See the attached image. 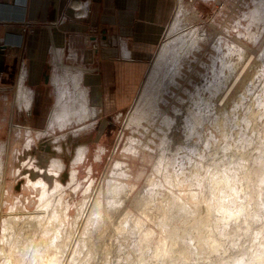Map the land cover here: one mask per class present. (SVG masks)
Masks as SVG:
<instances>
[{"label": "bare ground", "instance_id": "bare-ground-1", "mask_svg": "<svg viewBox=\"0 0 264 264\" xmlns=\"http://www.w3.org/2000/svg\"><path fill=\"white\" fill-rule=\"evenodd\" d=\"M72 4L78 3L74 1ZM195 11L190 2L178 0L177 9H175L174 18L168 32L170 36H173L166 42L161 43V48L155 57L154 65L151 67L140 89L139 96L135 100L131 112L127 115L125 125L141 126L147 129L146 126H143V122L146 121L149 126L154 127H152L154 130L152 134L154 136L157 135L159 139V141L153 139L141 140L139 137L133 136L130 138V141L141 144L149 150L158 149L160 151L159 158L153 168L154 173L158 176H153L148 187L142 190L143 193L141 191L142 194L136 197L133 204L149 220L154 221L163 233L159 239L165 245V251L168 255L165 260L167 264H172L175 258L176 260H180L190 255L194 256L193 259L196 261L194 264H215L216 256L222 255L224 251L228 252L229 250L237 252L234 256V264H264V236L261 235L262 229L260 231L257 230L259 233L257 231H255L257 233L253 232L254 235L246 232L231 236L229 234L230 231H228V226L231 224L228 222L229 219H232L230 222H235L241 216V219L244 220L249 207L254 204L256 205V203L258 204L255 197V199L252 198V200L248 199L250 201H247V198L244 199V197L248 196V194L245 196L242 194L243 191H245L244 193L247 191L249 193L250 190L257 188L251 183V179L257 177V174L253 177V173H249L250 171L247 168L252 160L255 159L254 161H256L258 157L251 160L249 156H238L236 151L238 148L250 151V146H254V152L259 150L261 154L259 148H264V145H261L264 144V96L260 97L257 107H250L245 113L246 120H248L247 126L252 128L254 132L252 136L243 135L240 138L238 136L235 140L222 145L223 151H216L218 139L212 137L210 132L208 142L210 145H214L212 147L214 148V152L209 156L195 153L194 155L192 152L187 154V149L189 148L186 142L190 137L196 135L197 126L200 123L202 125L205 121H210L212 125L216 124V127L219 130L221 129V132L225 136L228 135L226 124L232 119L230 113L225 117L212 119L209 114H200L199 112L202 111V108L199 107L207 103L209 105H206L207 108L212 105L213 98L216 97L217 93L219 94L223 80L227 83H231L232 80V83H235L236 76L234 69L237 64L238 55L241 53L236 44L222 37H218L216 42L208 41L206 32L199 26H193L191 18L187 15L192 12L193 18H197ZM245 23L246 26H249L246 31L244 30L246 36L255 39L256 33L252 31L251 26L258 27L259 24L264 23V0H252V6L249 7L246 13ZM186 26L189 29L183 31ZM222 39L224 40V46ZM201 44L210 45L215 52V54H209V62L195 61L196 52L201 48ZM166 55L169 56L165 57ZM163 57L167 61L166 65L168 63L165 69L166 72L161 70L160 61ZM194 62L201 64L204 68L203 71H197V79L199 78V81H195L186 75L184 76V65H187L188 70H192ZM22 67L23 65L20 66V71ZM73 71L70 72L66 68H61L53 73L52 82L55 86V102L53 107H51L45 128L36 129V134L32 136L31 128L22 127L19 124L16 125L13 139L16 141L22 129H24L27 136L23 145L24 150L32 151L31 145L35 142V139L45 136L49 133V129L64 130L68 125L76 124L78 126L72 130V134L76 135L92 125V122L89 120L94 111L88 104L86 91L79 85L81 73ZM165 76H167V80L164 79L166 78ZM181 78L183 80L187 79L188 84L191 86L183 88L186 99L182 95L178 96L171 89V86H168V84H172V87H175L180 84L179 80ZM230 85L232 86V84ZM206 89L210 90L208 96L204 94ZM171 93L172 97L175 96L176 98L178 96L177 99L181 103L180 106L176 103L171 105V109L175 115L177 114L176 116H178L182 107H184L180 116L184 117V121L182 122L185 125L186 133H184V136L186 137L185 139L181 137V141L174 140L177 128L176 118L173 119L172 115H168L166 111L161 109L162 105H168L169 107L167 97ZM31 96L32 91L24 85L23 76L19 75L16 86V97L19 102L21 101V109H24L25 112H31ZM208 112H210L209 109ZM3 122L4 119H0V124ZM67 134L69 133L63 132L60 137L61 139H54L53 147L58 151H62L61 141ZM244 136L245 138H243ZM167 149L172 152L165 153ZM4 150V145L0 144V183L3 181L5 175L1 157ZM126 150L130 152L134 151L129 145H127ZM12 151H14V147L11 148V153ZM85 151V144H79L76 148L75 163L82 159ZM179 151H185V153H182L183 155L180 156ZM227 152H229L230 156ZM254 155L256 156L255 153ZM28 159L29 163L25 165V162H23L22 169H32L38 173L37 175H40L36 180H32L26 174L28 187L30 189H39V196H37L38 203L33 211L21 210L17 201H14L10 205L7 217L2 220L0 264H34L36 258L39 257L41 260L40 256H43L47 248L59 244L63 233V225L67 220L66 210H64L63 206L65 200L61 195L64 190L63 184L55 179L54 188L50 191L41 175L49 173L50 175L58 176L60 172L58 170L61 167L59 165L60 159H51L53 162L50 163L51 168L47 169V171L41 168L42 165H39L41 162L33 154L30 153ZM186 159L188 160V165L185 162ZM259 161L257 160V162ZM54 163L59 164L54 165ZM211 164L217 166V168L215 167L216 170H211ZM177 166L181 167L177 169ZM196 167L205 169V172L204 170L195 172ZM124 168L121 163L117 162L113 166L111 173L113 176L123 177L126 175ZM10 170L11 174L16 178L21 172L20 168L17 169L18 173H15L13 168H10ZM219 171L222 173L221 175H217ZM75 173L76 169H71L70 176L72 182L75 179ZM206 178L209 179L208 182L205 181ZM261 179L260 185L264 187V175H262ZM108 181L104 188L101 186L98 188L96 195L91 201L87 216L85 217V221H83V226L81 225L83 234L80 232L82 236H79L80 238L78 237L79 239H77L78 241L69 261L70 264L73 260L76 264H90L91 262L89 261L94 260L97 254L95 253L96 249L92 248L90 253L88 250L84 253L81 247L82 245H87L83 244V242H89L91 236L95 234L100 235V239L98 237L97 239L101 240L100 243L103 240V243L106 245V247L101 245L103 248H106V250L104 249L106 253H103L104 257H101L104 258V260L102 259L103 262L101 261L102 264H138L145 257V255H141V252L137 251L150 244L154 231L146 229L144 224L135 215L124 213V209L116 211V209L122 208L120 205L122 206L126 201L128 190L123 182L109 179ZM257 183L259 184V181ZM192 184L198 186V190L193 188L191 191L193 203H187L185 200L180 199L179 196L174 195L172 189L174 186L184 187ZM214 187H219L222 196L214 199L213 195L209 194L206 197L207 199H205L204 194H207L206 192ZM189 195L186 194L185 196L190 199ZM84 202L86 203L87 200ZM84 206L85 204L82 207ZM218 208H220L222 214L228 211L226 212L227 214L225 215L224 213V216H222L220 213H214ZM81 209L82 212L83 208ZM197 209L199 210L198 215L195 214ZM115 211L119 213L116 214ZM211 213H214L213 217L208 218V215ZM125 217L128 219H125ZM79 220L81 219L78 216L74 218V226L78 224ZM109 222L112 228H110L109 234L106 233L108 235L107 242L104 240L103 234L105 231L103 228H109ZM226 236L231 240L236 238L237 242L228 243L224 240ZM216 242L221 245L224 243L222 253L218 251L215 245ZM94 243L92 244L95 245ZM92 244L91 246H93ZM245 244L246 246H244ZM98 247H96L97 250ZM158 247L159 245H157ZM82 253L84 254L82 257L80 255L81 263H79L80 260L78 261L77 259L80 258L78 256Z\"/></svg>", "mask_w": 264, "mask_h": 264}, {"label": "rangeland", "instance_id": "rangeland-1", "mask_svg": "<svg viewBox=\"0 0 264 264\" xmlns=\"http://www.w3.org/2000/svg\"><path fill=\"white\" fill-rule=\"evenodd\" d=\"M187 1L191 3L197 14V18H193L192 12H190L192 14H187L188 17L191 18V24H193V26H199L200 28H202L206 32L208 41L216 42L218 37H222L229 42H233L234 44H236V47L240 49L241 52L238 55L237 64L234 69L236 76L235 83L233 84L232 80L231 83H227L223 80L221 83L222 87L219 91V94L217 93L216 97L213 98L212 105L207 108V103L206 105H204L206 106L205 108L203 105V107H199L202 108V111L199 112L200 114H209L211 115L212 119H216V117H225L228 113H230L232 119L226 124V126L228 127L227 131L230 133V135L227 132L228 135L225 136L221 132V129L219 130V128L216 127V124L212 125L210 121H205L204 123H202V125H200L201 123L199 125L197 124L198 126L196 135L190 137L186 142V145H188L189 148L187 149V154L192 152V154H205L206 156H209L212 152H214V148H212L214 147V145H210L208 142V139H210V132L212 134V137L218 139V142L216 144V151H223L222 145L235 140L238 136L240 138V136L243 135L252 136L254 134L253 129L247 126L248 120H246L245 113L247 112V110H249L250 107H257V103L260 101V97L264 96V23L259 24L258 27L251 26L252 31H255L256 33V38L251 39L248 38L245 34V31L249 27L248 25L246 26L245 19L249 7L252 6V0H183V2ZM177 5L178 1L176 3L175 9H177ZM174 12L169 23L164 29L161 41L154 49V52L150 56V59L145 63L147 67L145 68L146 70L143 72L142 76L137 80L129 79L125 81L126 83L124 82L122 95L126 96L130 95L131 93L129 101L125 102L121 107H111L110 109H108L107 113L108 115H111L109 125H103L102 123L92 124L90 126L92 127L90 135H86L88 139H82V136H80V134H72V130L78 125L71 124L68 125L64 130L49 129V133H47L40 139H35L34 143L32 142V151H27L26 149L24 150L23 145L26 141L27 136L24 129H22L17 140L14 141L13 138L15 136V127L17 124H19L22 127L31 128L32 136L36 134V129H43L46 127L47 119L45 123L44 121L45 118L49 115L53 101L52 85H45L42 89H40L38 93L39 99L36 102L37 107L33 112H31V114L25 112L24 109L16 107V88L14 97V87H7V85L5 84L0 85V119H4V122L0 124V144H3L5 147V150L1 154L5 175L3 181L0 183V233L2 230V220L7 217L8 211H10V205L13 204L14 201H17L21 210L24 211H33L38 203L37 196H39V189H30L28 187L26 174L29 175L32 180H36L40 175H37L38 173L33 171L32 169H22L23 162H25V165L29 163V154L31 153L33 154V156L39 159V162H41L39 163V165H42L41 168H44L45 171L51 168L50 163L53 162V160L51 159H60V164L54 163V165H61L58 170L60 171L58 176L50 175L49 173H44L41 175L47 184V188L50 189V191L54 188L55 179L63 184L64 190L62 191L61 195L65 200L63 206L64 210H66L65 213L67 220L63 225V233L60 237L59 244L57 246H51L47 248L43 256H40L41 260L39 257L36 258L34 264H70L69 261L71 259V254L74 252L76 243L78 241L77 239H79L83 234L81 225L83 226V221H85V217L87 216L91 201L96 195L98 188L100 186L103 188L106 186V184L109 182L108 179L123 182L128 190V197L126 201L122 204V206L120 205V207L122 208H118L116 209V211H121L122 209H124V213L128 215H135L144 224V227L146 229H151L154 231L152 240L150 244L147 245L148 248L147 246H144L142 249H140V251L139 249L137 251L141 252L142 256L145 255L142 261H140L138 264H167L165 260L168 255L165 251V245L163 244L162 240L159 239L163 235V233L160 231V228L154 221L149 220V218L140 210H138L135 204H133L135 203L136 197L140 196L143 193L142 190L145 187H148L150 181L153 179V176H158L154 173L153 168L157 162V159L159 158L160 151L158 149L149 150L143 147V145L141 144L130 141V138L136 136L141 140L153 139L155 141H159V139L157 135H155L157 136L155 137L152 134L154 131L152 129L153 126H149L146 121L143 122V126H146L147 129L141 126H128L125 124L127 115L131 112L133 104L139 96V88L140 86L142 87L149 71L151 70V67H153L154 65L155 57L161 48V43L166 42L173 36H170L168 32L171 22L174 18ZM187 29H189V27L186 26L183 31H186ZM200 47L201 48H199L198 51L196 50L197 52L195 61L209 62V54H215L213 48L210 45L208 46V44H201ZM167 56L169 55H166L165 57ZM166 62L167 61L164 57L160 61L161 70L163 72H166L165 69L168 65V63L166 65ZM184 68V76L186 75L187 77L192 78L195 81H199V78L197 79V71L204 70L201 64L195 62L192 70H188L187 65H184ZM165 77L166 78L164 79L167 80V76ZM182 78L181 80H179L180 84L176 85L175 87H172V84H168V86H171V89L178 96L182 95V97L186 99L183 88L191 86L190 84H188L187 79L183 80ZM182 82L183 84H181ZM132 84L136 85L135 89H133L132 91L126 89L127 86H131ZM230 84H232V86ZM209 92L210 90L206 89L204 94L208 96ZM118 94L119 96L121 95V93ZM178 96H176L175 98V96L172 97V93L169 94L167 97L169 107L168 105H162L161 109L166 111L168 115H172L173 119L176 118L177 128L175 131L176 135L174 137V140L181 141V137H184V139L186 137L184 136V133H186V129L184 128L185 125L184 122H182L184 121V117L180 116V113L182 112L184 107H182L181 112L178 114V116H176L177 114L175 115V113L171 109V105L174 103L178 104L179 106L181 105V103L177 99ZM13 102L16 106L13 104ZM208 109L210 112H208ZM19 110L22 111L23 114ZM105 130L107 131V133L106 137L104 138L101 134H103L102 132H105ZM63 132H68L69 134H67L61 141L62 151H58L55 147H53L55 142L54 139H61L60 137ZM243 138H245V136ZM79 144H85L86 151L82 159L75 163L74 158L76 156V148ZM127 145L131 146L134 151H127ZM12 147H14V151H12L11 153ZM253 148L254 146H250V151H247V149L238 148L236 152L240 157L249 156L251 160L252 158L257 159L258 157L257 160H260L259 162H257V160L254 161L255 159L252 160V162L250 161L251 163L247 168V170L250 171L249 173H253V177L257 174V177L251 179L252 185L257 188L250 190L251 192L249 191V193L248 191L246 193H244L245 191H243L242 193L244 196L248 194V196L246 195L244 199L247 198V201H250L252 200V198H256L258 204L256 203V205L254 204L249 207L244 220L241 219V216L239 217V219L237 218L235 222H230L232 219L228 220V222L231 223L228 226V231H230L229 234L231 236L237 233L243 234L246 232L253 234V232L257 230L260 231L261 229V235L264 236V187H261L260 185V181H262L261 177L262 175H264V170H262V168H264V158H262L264 157V153H262L264 152V150L262 149L264 148H259L262 155L260 154L259 150L254 152ZM168 152L172 151L167 149L165 153ZM182 153L184 154L185 151H179L180 156L183 155ZM254 153L256 154V156L254 155ZM227 154H229V152H227ZM117 162L121 163L123 165V168L125 167L124 170L126 172V175L123 177L115 175L113 176V174L111 173L113 166ZM185 162L188 165L187 159L185 160ZM181 166H177V169H179ZM215 167L217 168L215 164L210 165L211 170H216ZM10 168H13L15 170V173H18V168L21 169V172L19 173V176L17 178L11 174ZM73 168L76 169V173L75 179H73L74 181L72 182L70 171ZM195 170V172L203 170L205 172V169H200V167H196ZM221 174L222 173L220 171L219 173H217V175ZM207 179L208 178H206L205 180L206 182L209 181V179ZM258 181L259 184L257 183ZM87 186L89 190H87ZM193 188L195 190H198V186L193 184L190 186L186 185L184 187L174 186L172 189L174 195L179 196L180 199H183L187 203L191 204L194 202L193 198H191L193 197L191 195V191ZM206 193L207 194H204L205 199H207L206 197L209 194H212L214 199H216V197L222 196L219 187H214L213 189L208 190ZM186 194H190V199L185 196ZM250 194L253 195L251 198ZM85 200H87L86 203L84 202ZM216 203L218 204V202ZM84 204L85 206L82 207ZM81 208H83L82 212ZM215 212L220 213L222 216H224L223 214L225 213L226 215V212L228 211H225L222 214L220 208H218L216 211H214V213ZM117 213L119 212H116V214ZM195 214H199L198 209ZM213 214L211 213L210 215H208V218L213 217ZM76 216H78L81 220H79L78 224H75L76 226H74V218ZM253 217H255V219H253ZM125 219L128 218L125 217ZM108 226L109 228H103V230L105 231L103 234L104 240L107 242L108 235L106 233L109 234L110 228H112L110 222ZM125 230L124 232L127 231ZM95 235L91 236L89 242H83V244L87 245H82L81 248L83 250L82 252L84 253H86L87 250L90 253L92 248L96 249L95 253H97L98 256L97 254L95 256L98 259L96 260L95 257L94 260L95 262L97 261V264H102V259L104 260V258L101 257H104L106 248H103L101 245H104V247H106V245L103 243V240L102 243H100V235ZM97 237L99 239H97ZM224 240L230 244L237 242L236 238H233V240H231L227 236L224 238ZM91 241L92 243L95 242V245H93ZM91 244L93 246H91ZM157 245H159L158 248ZM215 245L217 246L218 251L222 253L224 243L221 245L220 243L216 242ZM95 246L100 247H98L97 250ZM244 246H246V244ZM102 248L103 250L105 249L104 252ZM84 253L79 254L78 257H80V255L82 257ZM236 253L237 252L235 250H229L228 252L224 251L222 255L216 256L215 264H234V256L236 255ZM81 257L77 259L78 261L80 260L79 263H81ZM193 257L194 256L190 255L187 258H182L180 260H176L175 258L172 264H194L196 261L195 259H193ZM94 260L89 261L91 262L90 264H94ZM74 262L75 261L73 260L71 264H76V262Z\"/></svg>", "mask_w": 264, "mask_h": 264}, {"label": "crops", "instance_id": "crops-1", "mask_svg": "<svg viewBox=\"0 0 264 264\" xmlns=\"http://www.w3.org/2000/svg\"><path fill=\"white\" fill-rule=\"evenodd\" d=\"M85 1L88 12L78 16L72 0H0V85L14 87L15 97L22 75L32 91L33 112L45 85H52L53 107L52 76L57 69L79 71V85L94 111L89 121L109 125L107 110L129 101L131 93L122 95L124 82L137 80L146 70L145 63L161 41L178 0ZM135 88V84L126 87ZM16 100L17 106L13 104L21 108ZM91 131L88 127L77 134L88 139ZM102 133L105 138L107 131Z\"/></svg>", "mask_w": 264, "mask_h": 264}, {"label": "built area", "instance_id": "built-area-1", "mask_svg": "<svg viewBox=\"0 0 264 264\" xmlns=\"http://www.w3.org/2000/svg\"><path fill=\"white\" fill-rule=\"evenodd\" d=\"M76 2L78 4L74 5L72 4V2ZM71 2V6L72 8L74 9V13L78 16H81V15H86L87 12H88V5H87V2L84 0H72ZM19 30L21 31V27L19 28ZM91 46L93 48H96L97 47V44L96 43H92ZM22 62H20V66H21Z\"/></svg>", "mask_w": 264, "mask_h": 264}]
</instances>
